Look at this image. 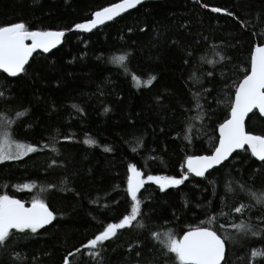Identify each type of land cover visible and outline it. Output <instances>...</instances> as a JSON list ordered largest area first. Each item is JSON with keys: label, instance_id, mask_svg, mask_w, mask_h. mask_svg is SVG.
<instances>
[{"label": "trees", "instance_id": "obj_1", "mask_svg": "<svg viewBox=\"0 0 264 264\" xmlns=\"http://www.w3.org/2000/svg\"><path fill=\"white\" fill-rule=\"evenodd\" d=\"M118 1L0 0V25L22 21L29 30H69ZM212 8L226 9L235 18ZM241 21L248 24L246 29ZM262 28L264 0H150L89 33L67 32L51 53H34L18 77L0 72V114L15 121L16 112L28 109L5 133L42 149L0 163V195L25 205L42 200L56 216L35 234L26 230L13 235L0 249V264H63L69 252L108 223L119 222L131 209L126 196L129 163L145 178H179L186 156L210 154L234 97V88L225 91V83L234 85L250 69V52L257 42L252 33ZM124 53L129 54L127 68L141 81L157 77L153 86L137 87L125 69L110 63ZM196 93L201 94L199 109ZM246 130L264 134V118L253 112ZM260 165L250 152L240 150L223 168L207 173V179L190 177L163 192L146 182L138 197L149 214L141 221L147 228L121 230L105 242L103 264H137L138 259L139 264H175L174 255L165 257L162 245L151 238L153 231L164 239V233L182 235L202 221L222 237H239L231 225L241 222L264 228V204L239 190L241 182L252 191L264 188L261 176H253ZM228 184L235 194L226 193ZM240 203L249 206L244 214L231 212ZM210 217H216L213 224ZM245 240L247 249L242 247ZM137 242L140 246L135 247ZM129 246H134L131 252ZM227 248L228 264H243L245 255L250 264H264V256L250 257L252 249L264 251L259 236L230 241ZM73 260L96 264L85 249Z\"/></svg>", "mask_w": 264, "mask_h": 264}, {"label": "snow or ice", "instance_id": "obj_2", "mask_svg": "<svg viewBox=\"0 0 264 264\" xmlns=\"http://www.w3.org/2000/svg\"><path fill=\"white\" fill-rule=\"evenodd\" d=\"M143 0H122V3L114 4L110 7H105L102 10H97L92 13V18L83 23L74 25V29L90 32L97 28L98 25H104L106 21H112L127 9H133L137 5L142 4ZM205 7H207L205 5ZM213 12H224L228 16H233L234 13L221 8H212ZM235 18V17H234ZM240 27L246 29L248 24L244 21L240 22ZM131 31V29H129ZM143 31V29L141 30ZM65 35L64 31H38L29 30L27 25L20 21L16 23L0 25V71L6 73L9 77H17L18 74L26 71L25 65L29 61V57L38 49H42L44 53H48L50 49L55 48L61 42V38ZM253 37L257 39L254 47L250 52V69L245 68L243 79L235 82L234 85L225 83V91H230L234 88V98L229 101L230 113L227 119L218 125V143L214 145V150L209 155H188L184 160V168L179 178L174 176H153L144 174L138 169L135 163L127 165L128 179L126 187V196L130 198L131 209L130 213H126L117 223H108L102 231L95 234L93 237L81 244L80 248H76L73 252H69L63 259V264H74L73 258L81 253V249H85L92 256L96 264H103L101 259L105 250V242L112 241L117 237L119 231L125 229L147 228V224L141 223L142 220L148 219L149 214L143 212L142 201L138 197V193L144 187L146 182H153L159 186V190L163 192L170 187H177L187 182L190 177H199L207 179L206 173L211 174L210 170L216 171L218 168H223L225 162L236 153L237 150L250 152V156L261 162L258 173H253V176L259 174L261 176V184L264 185V134H254L246 130L245 117L258 109L259 113L264 116V28L259 33L253 32ZM30 41V43H27ZM191 54H189L190 56ZM129 54L115 56L110 63L116 64L125 69V75H131L132 81L137 87L144 84L145 87L153 86L157 79L155 75L150 76L147 81H141L135 73H132L127 68ZM221 60L227 59L224 56ZM189 61L186 59L185 63ZM211 63V61H209ZM214 72H208L207 76L211 77ZM208 91V90H204ZM4 93L0 92V97ZM197 101V108L200 93H196L193 97ZM157 102L161 101V97H156ZM78 112L82 111L78 105H72ZM107 112L108 109L106 108ZM28 109L15 113L16 120L8 119L4 114H0V129H7L13 124H19L20 118L26 116ZM191 127V126H189ZM14 131V128H13ZM64 139H70L65 137ZM185 139L192 141V137L185 135ZM139 143H142V138H139ZM85 144H94L93 140H85ZM247 146V147H246ZM47 147V145H44ZM39 145L32 143H14L8 139H0V163L7 160H20L30 153L41 151ZM111 148H105V151H111ZM135 151V149L133 150ZM55 163V162H53ZM214 183V181L209 182ZM25 188H30L31 185H24ZM198 187V185H197ZM240 191H246L251 199H254L257 204H264V188L259 192L252 191L247 187V182H241L239 185ZM236 189L232 184L226 185V193L235 194ZM223 202V201H222ZM211 205V202H209ZM107 207V206H105ZM248 205L240 203L237 206L231 207V212L243 215L248 209ZM230 214V213H229ZM56 219V216L49 206L42 200L33 199L31 207H25L24 203L7 194L0 195V249L7 247L8 240L16 233H25L30 230L35 234L39 229L51 224ZM216 217H210L209 224H213ZM264 224V217L260 220ZM231 227L240 236L228 235L222 237L213 227L204 226L202 221L200 225L190 227L183 231L182 235H175L171 232L164 233V239H161L159 232H151V238L162 245L161 252L165 257L174 255L175 264H228L227 259V244L228 242H240L243 237H261L264 241V228L254 226L249 222H241L240 224H232ZM223 228V226H221ZM15 230V232L13 231ZM227 231V229H224ZM140 246L139 243L135 247ZM134 246H129V252ZM242 247L248 248V242L245 240ZM19 257V254H15ZM264 256V251L252 249L250 257ZM137 258L141 256L140 252H136ZM139 264V259L137 260ZM243 264H250V258L245 255Z\"/></svg>", "mask_w": 264, "mask_h": 264}, {"label": "water", "instance_id": "obj_3", "mask_svg": "<svg viewBox=\"0 0 264 264\" xmlns=\"http://www.w3.org/2000/svg\"><path fill=\"white\" fill-rule=\"evenodd\" d=\"M145 1H150V0H143V2H145ZM142 2V3H143ZM117 3H122V0H120V1H118V2H115V3H113V4H110V5H108V6H105V7H110V6H112V5H114V4H117ZM137 6H139V5H137ZM136 6V7H137ZM105 7H103V8H105ZM135 7V8H136ZM103 8H100V9H98V10H102ZM134 9V8H133ZM132 9H127L125 12H123V13H121L119 16H121V15H123V14H125V13H127V12H129V11H131ZM95 11H97V10H95ZM94 11V12H95ZM93 12V13H94ZM221 13H224V12H221ZM118 16V17H119ZM118 17H115L114 19H116V18H118ZM92 18V14H91V16H90V18L89 19H86V20H84V21H82V22H79V23H83V22H86L87 20H90ZM113 19V20H114ZM112 20V21H113ZM108 22H110V21H106L105 22V24L106 23H108ZM100 26H102V25H98L97 26V28L98 27H100ZM94 30V29H93ZM38 31H40V30H38ZM46 31H64V33H65V35H66V33L67 32H75V33H89V32H83L82 30H76V29H74V26L73 27H71L69 30H46ZM92 31V30H91ZM90 31V32H91ZM64 35V36H65ZM64 36L61 38V42L59 43V44H57L56 45V47L55 48H57V47H59L61 44H62V42H63V39H64ZM27 43H30V41H27ZM55 48H52V49H50V51L48 52V53H44L43 51H42V49H38V50H36V52H34V53H40V54H49L52 50H54ZM33 53V54H34ZM33 54H32V56H33ZM32 56H30L29 57V61H30V59H31V57ZM28 61V62H29ZM28 64V63H27ZM26 64V65H27ZM26 65H25V67H26ZM0 72H2V71H0ZM3 73V72H2ZM3 74H5L6 76H8L6 73H3ZM22 74V73H21ZM21 74H18V76L19 75H21ZM17 76V77H18ZM9 77V76H8ZM10 78H15V77H10ZM243 79V78H242ZM234 98V97H233ZM253 112H257L261 117H263L264 118V116H262L260 113H259V110L258 109H253V111L251 112V113H249L246 117H245V123H246V121H247V119H248V117L253 113ZM217 135L219 136V132H218V129H217ZM218 143V142H217ZM247 147V146H246ZM240 150H237L236 152H239ZM211 154V153H210ZM209 155V154H208ZM254 158V157H253ZM255 160H256V158H254ZM258 161V160H257ZM211 171V170H210ZM207 174V173H206ZM21 201V200H20ZM22 202V201H21ZM24 203V202H23ZM25 205V204H24ZM25 207H31V204L30 205H25ZM50 225V224H49ZM49 225H46V226H49ZM46 226H44V227H46Z\"/></svg>", "mask_w": 264, "mask_h": 264}, {"label": "rangeland", "instance_id": "obj_4", "mask_svg": "<svg viewBox=\"0 0 264 264\" xmlns=\"http://www.w3.org/2000/svg\"><path fill=\"white\" fill-rule=\"evenodd\" d=\"M5 132L8 133V131L6 129H0V139H8L10 142L20 143L18 141L10 139L8 136L9 134L7 135Z\"/></svg>", "mask_w": 264, "mask_h": 264}, {"label": "bare ground", "instance_id": "obj_5", "mask_svg": "<svg viewBox=\"0 0 264 264\" xmlns=\"http://www.w3.org/2000/svg\"><path fill=\"white\" fill-rule=\"evenodd\" d=\"M55 49H56V48H55ZM55 49H54V50H55ZM52 51H53V50H52ZM52 51H51V52H52ZM51 52H50V53H51Z\"/></svg>", "mask_w": 264, "mask_h": 264}]
</instances>
